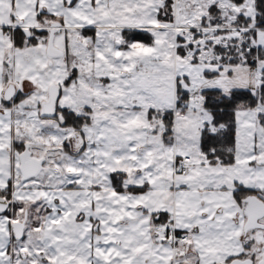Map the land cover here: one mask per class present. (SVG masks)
I'll use <instances>...</instances> for the list:
<instances>
[{"label":"snow or ice","instance_id":"snow-or-ice-1","mask_svg":"<svg viewBox=\"0 0 264 264\" xmlns=\"http://www.w3.org/2000/svg\"><path fill=\"white\" fill-rule=\"evenodd\" d=\"M0 264H264V0H0Z\"/></svg>","mask_w":264,"mask_h":264}]
</instances>
